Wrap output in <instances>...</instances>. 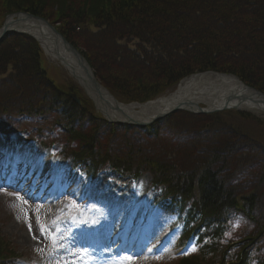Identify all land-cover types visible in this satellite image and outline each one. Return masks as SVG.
Here are the masks:
<instances>
[{
  "label": "trees",
  "instance_id": "1",
  "mask_svg": "<svg viewBox=\"0 0 264 264\" xmlns=\"http://www.w3.org/2000/svg\"><path fill=\"white\" fill-rule=\"evenodd\" d=\"M23 10L58 24L120 101H145L172 89L187 74L208 69L233 73L264 90V0H0V15ZM142 34L162 38L163 52L174 48L180 37L179 43L194 38L204 45L202 55L175 65H153L148 55L140 60L142 54L133 55L120 44L132 36L145 38ZM230 56L234 63L226 62ZM47 65L32 37L13 31L3 38L0 116L54 115L57 128L77 139L72 152L82 159L98 165L109 162L136 174L149 171L156 182L172 187L178 176L173 189L183 202L197 196L192 213L199 219L205 203H218L224 195L249 225L264 219L261 138L220 121L217 114L178 111L146 127L108 123L92 104H77L59 84L51 83ZM248 232L249 227L232 241L220 232L218 239L203 237L201 244L209 240L205 249L181 264H264V243L252 246Z\"/></svg>",
  "mask_w": 264,
  "mask_h": 264
},
{
  "label": "rangeland",
  "instance_id": "2",
  "mask_svg": "<svg viewBox=\"0 0 264 264\" xmlns=\"http://www.w3.org/2000/svg\"><path fill=\"white\" fill-rule=\"evenodd\" d=\"M2 10H4V8ZM13 12L19 11L2 13L0 15V26ZM46 57L47 62H49L46 71L54 81L56 80L61 87L64 86L65 88L74 84V82H70L72 81L71 78H69L70 75L60 66V61L55 62L50 59L48 55H46ZM51 68H59L60 70H58V72L54 70L58 75L54 74ZM216 114L220 121L233 123L240 131H244L249 136H255L258 139L261 138L260 141L264 142V119L262 117L256 115H253L255 118H251L252 116L248 118L244 116L240 117L236 111ZM45 122L46 119L43 118L32 120L28 122V124L6 120L0 125V135H6V138L7 136H17L20 140L25 138L28 141L34 140L37 142L38 130L42 128ZM25 129H27V132H25ZM36 142L29 143V145L35 150L40 151L42 147L37 145ZM43 164H45V162H43ZM2 172L3 171L0 170V175L2 174V176L9 180V174ZM100 178V187L103 188L102 192H113L114 196L117 198L114 200L109 198L108 195L101 193L99 198L106 201V207L101 208L96 218L101 219L105 217L103 220H108L107 225L111 227L114 225V219L124 215V212L119 209V205L123 208L127 205V209L129 208V210L126 216H138L137 219L131 221L132 226L130 229L133 233H144L146 229L148 234L151 233L150 240L153 242V248H148L147 252L139 255L136 259L131 257V260L125 259L120 264H176L178 262L176 256L179 251V249H177L178 245L176 239L173 244L162 253L156 251L159 244L165 239V235L167 234L165 231L172 225L175 217L171 215L162 218L159 217L161 218V222H164L165 219L170 222L163 228L159 226H157V228L151 226V229L146 228V213H143L142 209L137 206L139 198L144 194V190L135 194L133 192L135 189H133L129 182L132 180L126 177L124 178L117 173L112 174L110 172H105ZM70 179L73 193L75 191L85 190L86 186H88L92 180L91 178H86V174L78 176L77 172L71 174ZM144 179L143 186L148 187L151 178L147 176ZM39 182H41L40 179ZM20 191L15 190L14 187L10 185H3L0 187V234L5 236L3 246H7L10 252H14L15 255L19 257L25 256L28 258L26 262L21 264H85L86 259L84 255L88 253L89 258L93 260L94 264H112L110 262L111 256L107 254L109 251L107 244L104 241L101 242V239L95 240L93 237H89L87 240L81 239L74 248L75 252L74 249L69 248L71 244L69 241L65 240L63 242V239L67 237V233H65L64 229L69 226V222L64 218L65 211L60 212L58 210L64 204V198L67 194L64 195L61 200L57 199L58 194H56L53 201L45 200L48 203L43 204L44 198L39 201H34L31 197L32 195L30 196L29 193L25 194ZM63 192L61 193L63 194ZM119 195H125L130 199L121 202L118 198ZM96 198L97 202H100V199L98 197ZM40 202L43 206L38 211L41 214V216H39V223H36L33 219L34 215L32 209L33 204L37 207L40 205ZM144 203H146V200H144ZM103 212H105V215H103ZM161 222L159 221V223ZM29 223H31V230H29ZM41 224L47 227L48 232H41ZM58 231L63 232L61 235H58ZM52 235L58 236L59 239L57 242H53L51 239ZM107 238H109V236ZM19 262H21V260H19ZM19 262L16 264H20ZM4 264L6 263L4 262Z\"/></svg>",
  "mask_w": 264,
  "mask_h": 264
},
{
  "label": "water",
  "instance_id": "3",
  "mask_svg": "<svg viewBox=\"0 0 264 264\" xmlns=\"http://www.w3.org/2000/svg\"><path fill=\"white\" fill-rule=\"evenodd\" d=\"M14 18L15 20L19 21H37L41 24H44L47 27V30H49L55 40L56 46L55 51L59 54V59L62 61L64 67L67 71H69L76 82L81 84L86 92H88L90 98L93 100V102L96 105V108L98 111L103 113L107 119H109L111 122H114V120H118L121 123H128V124H137L141 126H146L148 124H151L154 122V120H157V118L167 116V114H170L174 111H178V109H182L185 111H191L194 113H203V114H210L215 112H221L224 109H231V108H237L242 109L240 106L242 104H245L247 106L254 105L257 106L260 110L259 112H262L264 114V93L260 92L259 90L255 88H251L250 86L244 84V82L240 81L239 78L238 81L240 82L239 86H231L227 91L221 93V100H225L227 105L220 106V107H212V105L207 106L206 108L202 107H196L193 105V103L188 104H182L181 102L173 103V104H167L166 107L163 108L162 111H158L156 115H154V118H149L146 121L144 120H136L135 118H127L125 115L127 114L126 111H128V108L130 106L126 104H122L121 102L117 101V99L111 94L109 91H107L102 84L97 80L95 76V71H93L91 65H89L88 61L85 59L83 54L77 50L72 43H70L69 40H66L65 37L62 35V33L55 29V27L46 19L40 18L39 16L32 15L26 12L23 13H13L12 15H9L5 23L3 24L2 28L0 29V40L3 38V36L8 31H19L21 33H28L31 36L35 37L29 29L31 28V25L28 26V28H24V23L22 24V28H16V27H10L9 20ZM39 36L42 37L44 41H46L44 30H40L38 32ZM37 37V36H36ZM64 51H67L70 53L71 57H73L77 68L79 69V73L75 71L72 68V61L71 59L66 61V57L64 55ZM162 99V98H161ZM156 101H159L158 99ZM155 101V103H156ZM111 102H114L115 105L122 110L123 114L122 116L116 115L114 112L112 113V106ZM233 102H237L236 104H232ZM153 103V102H151ZM146 103L145 105L151 104ZM172 105V106H171Z\"/></svg>",
  "mask_w": 264,
  "mask_h": 264
},
{
  "label": "bare ground",
  "instance_id": "4",
  "mask_svg": "<svg viewBox=\"0 0 264 264\" xmlns=\"http://www.w3.org/2000/svg\"><path fill=\"white\" fill-rule=\"evenodd\" d=\"M9 25L10 27H16V28H22L24 25V28H28L29 25H31V28L29 31H31L34 35L37 36L39 41H41L45 51H47V54L50 59L53 61L57 62L60 61L59 59V54L57 51H55V40L49 30H47V27L44 24H41L40 22L37 21H17L14 18L9 20ZM24 23V24H23ZM23 24V25H22ZM40 30H44L46 41L42 39V37L39 36L38 32ZM1 34V32H0ZM64 55L66 57V61L70 63V59L72 61V68L77 71L78 73L80 72L79 69L76 66V63L71 57L70 53L67 51H64ZM61 66V65H60ZM63 67V66H62ZM239 84V81L236 77L230 75H221V74H215V73H208V74H197L195 75H190L187 76V78L180 82L177 87V91L167 95L166 98L158 99L159 101H156L144 105L138 103V105H134L128 108L127 114L125 117L127 118H135L136 120H147L151 117H153L154 114L158 113V111H162L164 107L167 106V104H173L177 102H181L182 104H188V103H193L194 106L199 107V106H210L212 107H220V106H225L227 103L224 100L221 99V93L227 91L231 86H237ZM239 86V85H238ZM220 101L219 104H217ZM112 103V113L114 112L118 116H122L123 112L121 109H119L114 102ZM205 105H203V104ZM237 102H233L232 104H236ZM255 105V104H254ZM254 105H245L242 104L240 107L241 108H247L252 111H260L262 109H259L257 106ZM172 106V105H171ZM4 145V144H1ZM18 147H20V144H18ZM17 147V148H18ZM23 152V151H22ZM3 155V154H0ZM12 155V151H9L6 155H3V157H0L1 160H8ZM1 167L3 169H7L6 166L3 165V162L0 161ZM15 173L17 175L18 180L21 179V177L25 176L24 184L27 182L31 181V178L34 177V172L35 170H30L29 172V166L24 167L23 166V161L21 160L19 164L15 165ZM13 169V170H14ZM12 170V171H13ZM37 173H41L43 171L42 169H36ZM12 179V178H11ZM2 184V182H0ZM17 183V182H16ZM28 190V189H24ZM108 196H112V194L108 193ZM221 204H224V201L220 202ZM106 241V239H105Z\"/></svg>",
  "mask_w": 264,
  "mask_h": 264
},
{
  "label": "snow or ice",
  "instance_id": "5",
  "mask_svg": "<svg viewBox=\"0 0 264 264\" xmlns=\"http://www.w3.org/2000/svg\"><path fill=\"white\" fill-rule=\"evenodd\" d=\"M237 226H238V225H237ZM40 229H41V232H42V233L48 232L47 227H46L45 225H43V224L40 225ZM29 230H31V223H29ZM34 238H35V237H34ZM51 239H52L53 242L55 243V242L58 241L59 238H58V236L52 235V236H51ZM193 251H195V248H193ZM127 259L131 260L130 257L127 258Z\"/></svg>",
  "mask_w": 264,
  "mask_h": 264
}]
</instances>
